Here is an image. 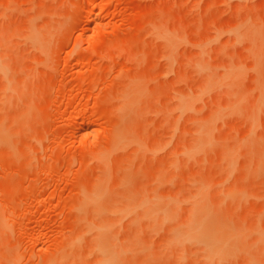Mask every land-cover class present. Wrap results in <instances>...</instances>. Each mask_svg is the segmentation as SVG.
<instances>
[{"label": "rangeland", "instance_id": "1", "mask_svg": "<svg viewBox=\"0 0 264 264\" xmlns=\"http://www.w3.org/2000/svg\"><path fill=\"white\" fill-rule=\"evenodd\" d=\"M0 264H264V0H0Z\"/></svg>", "mask_w": 264, "mask_h": 264}, {"label": "bare ground", "instance_id": "2", "mask_svg": "<svg viewBox=\"0 0 264 264\" xmlns=\"http://www.w3.org/2000/svg\"><path fill=\"white\" fill-rule=\"evenodd\" d=\"M100 195H102V193H99V195H97V196H100ZM205 231V230H204ZM203 231V232H204ZM198 236L200 235V234H197ZM194 236V235H193ZM193 236H192V238H193ZM197 237V236H196ZM205 237H207L208 239H209V243H210V245L213 247V252L215 253V254H223L222 256H224L225 254H227V251H224L223 250V246H222V243H221V240L219 239V238H217V237H215L214 236V234L211 232V231H209V232H207V235L205 236ZM209 243H208V246H209ZM210 247V246H209ZM229 251V250H228ZM110 259H112V257L109 255L104 261H103V263L104 262H107V261H109Z\"/></svg>", "mask_w": 264, "mask_h": 264}]
</instances>
